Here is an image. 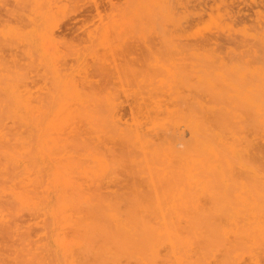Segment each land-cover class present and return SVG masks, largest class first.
I'll list each match as a JSON object with an SVG mask.
<instances>
[{
    "label": "rangeland",
    "instance_id": "374dc122",
    "mask_svg": "<svg viewBox=\"0 0 264 264\" xmlns=\"http://www.w3.org/2000/svg\"><path fill=\"white\" fill-rule=\"evenodd\" d=\"M263 165L264 0H0V264H264Z\"/></svg>",
    "mask_w": 264,
    "mask_h": 264
},
{
    "label": "bare ground",
    "instance_id": "6f19581e",
    "mask_svg": "<svg viewBox=\"0 0 264 264\" xmlns=\"http://www.w3.org/2000/svg\"><path fill=\"white\" fill-rule=\"evenodd\" d=\"M257 60H258V59H257ZM230 105H231V104H230ZM251 109H252V108H251ZM253 111H254V110H253ZM226 117H227V116H226V114H225V118H226ZM228 117H229V116H228ZM229 118H230V117H229ZM229 118H228V119H229ZM253 120H254V119H253ZM255 120H256V119H255ZM230 121H231V120H230ZM251 121H252V120H251ZM214 123H215V122H214ZM231 123H232V122H231ZM248 123H249V122H248ZM252 124H253V123H252ZM258 130H259V129H258ZM202 136L204 137V135H202ZM206 136H207V135H206ZM207 137H208V136H207ZM204 139H205V138H204ZM208 139H209V138H208ZM210 140H211V139H210ZM258 143H259V141H258ZM259 144H260V143H259ZM26 145H27V144H26ZM260 145H261V144H260ZM213 148H214V147H213ZM201 149H202V148H201ZM217 149H218V148H217ZM220 149H221V148H220ZM205 150H206V149H205ZM226 150H227V149H226ZM202 151H203V150H202ZM217 151H218V150H217ZM230 151H231V150H230ZM218 152H219V151H218ZM256 152H257V151H256ZM206 153H207V152H206ZM25 154H26V153H25ZM208 154H209V153H208ZM224 156H225V155H224ZM231 157H233V156H231ZM231 157H230V158H231ZM235 157H236V156H235ZM258 157H259V156H258ZM245 159H246V158H245ZM251 159H252V158H251ZM254 159H255V158H254ZM254 159H253V160H254ZM162 160H163V159H162ZM233 161H235V160H233ZM257 161H258V160H255V162H257ZM259 162H260V161H259ZM236 163H237V162H236ZM249 163H250V162H249ZM261 163L263 164V162H261ZM194 164H195V163H194ZM204 164L206 165V162H205ZM224 164H225V163H224ZM224 164H223V165H224ZM262 164H261V165H262ZM195 165H196V164H195ZM253 165H254V164H253ZM258 165H259V164H258ZM225 166H226V164H225ZM263 166H264V165H263ZM210 167H211V166H210ZM211 168H212V167H211ZM222 168H223V166H222ZM228 168H229V167H228ZM261 168H262V167H261ZM215 170H216V169H215ZM223 170L225 171V167H224ZM230 170H231V169H230ZM230 170H229V171H230ZM210 171H211V170H210ZM229 171H226V172H229ZM235 171H236V170H235ZM244 171H246V169H245ZM244 171H243V172H244ZM247 171H248V170H247ZM205 172H207V171H205ZM216 172H217V171H216ZM243 172H242V173H243ZM213 173H215V171H214ZM202 174H203V173H202ZM217 174H218V173H217ZM244 174H245V173H244ZM247 174H248V173H247ZM247 174H246V177H247ZM225 175H226V173H225ZM211 176H213V174H212ZM214 176H216V174H215ZM220 176H221V175H220ZM230 176H231V175H230ZM199 177H200V176H199ZM226 177H229L228 173H227ZM248 177H251V176L248 175ZM172 178H173V177H172ZM183 178H184V176H183ZM197 178H198V177H197ZM213 178H214V177H213ZM234 178H236V176H235ZM228 180H229V179H228ZM230 180H233V181H234L235 179H232V177H230ZM236 180H237V179H236ZM217 181H219V180H217ZM255 181H256V183H257V182H260V181H258V179H257V180L255 179ZM212 182H213V181H212ZM210 183H211V182H210ZM216 183H217V182H216ZM228 183H229V182H228ZM231 183H232V182H231ZM237 183H238V182H237ZM260 183H261V182H260ZM175 184H176V183H175ZM207 184H208V183H207ZM214 185H215V184H214ZM217 185H218V183L216 184V186H217ZM232 185H233V183H232ZM263 185H264V184H263ZM185 186H186V185H185ZM221 187H223V186H220V188H221ZM231 187H232V186H231ZM213 188H214V187H213ZM213 188H212V189H213ZM227 188H228V186L226 187V189H227ZM192 189H193V188L190 187V191H191ZM233 189H234V188H233ZM233 189H230V192L233 191ZM237 189H238V187H236V190H237ZM186 190H187V189H186ZM250 190H251V189H250ZM192 191H194V190H192ZM263 191H264V190H263ZM218 192H219V191H218ZM220 192H221V190H220ZM253 192H254V191H253ZM184 193H185V192H184ZM227 193H228V195H225V197L227 196V198L230 199V201H231V200H232V199H231L232 197H230V196L232 195V193L230 194L229 191H228ZM186 194L188 195L189 193H186ZM222 194H223V193H222ZM219 195L224 199V196H223V195H221L220 193H219ZM229 195H230V196H229ZM193 196H194V195H193ZM195 196H196V195H195ZM232 196H234V195H232ZM255 196H256V195H255ZM186 197H187V196H186ZM204 197H205V196H204ZM221 197H218V199H219V201H221V202L223 203V201H225L226 198L223 200ZM208 199H209V198H208ZM220 199H222V200H220ZM170 200H171V199H170ZM174 200H175V199H174ZM205 200H206V199H205ZM260 200H261V199H260ZM185 202H186V200H185ZM209 202H210V201H209ZM225 202L228 203V201H225ZM233 202H234V201H233ZM233 202H230V203H233ZM227 203H226V206H227ZM233 204H235V203H233ZM219 205L221 206L222 204H220V202H219ZM187 206H188V205H187ZM226 206H225V208L230 210V206H227V207H226ZM235 206H236V205H235ZM228 207H229V208H228ZM225 208H223V210H225ZM262 208H264V207L262 206ZM216 209H217V207H216ZM218 209H219V208H218ZM220 209H221V208H220ZM246 209H248V208H246ZM201 211H202V209H201ZM240 211H243V210L240 209ZM208 212H209V210H208ZM223 212H224V211H223ZM227 212H228V210H227ZM202 213H204L205 215L209 216L208 213H206V212H203V211H202ZM212 213H213V212H212ZM212 213H211V214H212ZM220 213H221V212H220ZM227 214H228V213H227ZM189 215H191V214H189ZM213 215H214V214H213ZM217 215H220V214H217ZM217 215H216V216H217ZM224 215H225V214H224ZM220 216H221V215H220ZM246 216L249 217V214L246 215ZM189 218H190V217H189ZM196 218H197V217H196ZM203 218H204V217H203ZM221 218H222V217H221ZM205 219H206V217H205ZM245 223H246V222H245ZM191 224H192V223H191ZM202 225H203V224H202ZM202 225H201V226H202ZM204 225H205V224H204ZM204 225H203V226H204ZM198 226H199V225H198ZM208 226H209V225H208ZM136 227H138V226H136ZM204 227H205V226H204ZM131 228H132V227H131ZM138 228H139V227H138ZM256 230H257V229L255 228V231H256ZM148 231H149V230H148ZM148 231H147V233H148ZM203 231H204V230H203ZM147 233L145 234V236H146V235L149 236V233H148V234H147ZM152 234H153V233H152ZM114 235H115V234H114ZM150 235H151V234H150ZM115 236H116V235H115ZM119 238H120V237H119ZM148 238H149V237H148ZM148 238H147V240H149ZM122 239H123V237H122ZM135 239H136V238H135ZM119 240H120V239H119ZM129 241H131V239H129ZM129 241H124V244H126V243L129 242ZM136 241H137L136 244H139V243H141L142 240L139 241V239H138V240H136ZM148 242H149V241H148ZM241 242H242V241H241ZM117 243H118V242H117ZM119 243H120V242H119ZM130 243H131V242H130ZM130 243H129V244L127 243V246H129ZM134 243H135V242H134ZM144 243H145V241H144ZM144 243H143V244H140V245H141L140 247H142V245L145 246L146 243H145V244H144ZM149 243H150V242H149ZM149 243H147V244H149ZM57 244H58V243H57ZM132 244H133V243H132ZM240 244H241V243H240ZM133 245H134V244H133ZM133 245H132V246H133ZM119 246H120V245H119ZM132 246L130 245L131 248H132ZM238 246H239V244H238ZM130 247H129V248H130ZM138 247H139V246L136 245V248H138ZM145 247H147V245H146ZM64 248H65V247H64ZM64 248L62 249V250H63V255H64V253L67 251V250L65 251ZM119 248H120V247H119ZM126 248L128 249V247H126ZM44 249H45V248H44ZM133 249H135V245H134V248H133ZM144 249H145V248H144ZM146 249H147V248H146ZM56 250H57V249H56ZM60 250H61V248L58 250V251H59V255H61L60 252H62V251H60ZM140 250H143V248H142V249L140 248ZM48 251H49V250H48ZM50 251H51V250H50ZM64 251H65V252H64ZM136 251H138V250L136 249ZM134 252H135V251H133V253H134ZM144 252H147V251H144ZM138 253H139V252H138ZM57 254H58V253H57ZM65 254H66V253H65ZM57 256H58V255H57ZM61 256H62V255H61ZM50 257H54V255H53V256H50ZM76 259H77V258H76ZM48 263H49V262H48ZM141 263H142V262H141ZM1 264H2V262H1ZM27 264H28V263H27ZM30 264H31V263H30ZM52 264H53V262H52Z\"/></svg>",
    "mask_w": 264,
    "mask_h": 264
}]
</instances>
